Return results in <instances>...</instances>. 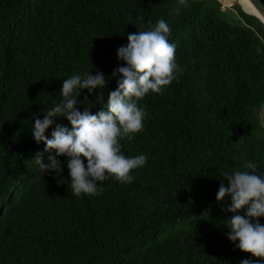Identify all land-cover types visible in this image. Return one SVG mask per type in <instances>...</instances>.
Segmentation results:
<instances>
[{"label":"trees","instance_id":"obj_1","mask_svg":"<svg viewBox=\"0 0 264 264\" xmlns=\"http://www.w3.org/2000/svg\"><path fill=\"white\" fill-rule=\"evenodd\" d=\"M177 2L0 0V264L254 259L227 239L233 214L222 209L230 201L217 204L216 194L227 186L223 173L247 170L248 162L264 175V19L226 15L217 0H188L175 14ZM160 19L171 28L177 78L139 102L143 130L121 141L123 155L147 162L129 184L109 179L102 193L76 197L66 157L58 158L60 175L34 161L39 152L47 163L48 153L43 143L30 152L33 117L60 102L63 80L73 75L103 73L106 104L121 79H109L123 66L117 50ZM85 95L77 98L81 111ZM55 123L71 127L65 118Z\"/></svg>","mask_w":264,"mask_h":264},{"label":"clouds","instance_id":"obj_2","mask_svg":"<svg viewBox=\"0 0 264 264\" xmlns=\"http://www.w3.org/2000/svg\"><path fill=\"white\" fill-rule=\"evenodd\" d=\"M182 6L189 7L188 0H178L173 12L178 14ZM170 33L168 23L160 19L150 30L127 36V45L117 50V59L123 66L109 77L121 79L117 80V88L108 93L106 104L102 90L107 81L103 73L73 75L63 80L60 102L47 110L43 119L33 117V138L28 141L30 152H37L36 143H43L44 152L48 153L47 163L44 153L39 152L34 161L44 174L60 175L63 168L58 158L66 157L72 195H98L103 192L100 185L109 179L129 184L134 179L132 172L146 164L145 155L131 158L123 155L121 141L125 138L130 141L143 130L146 112L139 107V102L149 93L160 94L177 78L175 45L169 43ZM85 90L87 95L80 102L81 111L77 98ZM93 95L94 102L89 100ZM97 104L103 105L102 110L93 114L91 109ZM60 118H65L71 127L55 123ZM54 124L48 138L45 133ZM244 167L247 170L223 173L227 186L220 183L216 202L230 201V206L222 209L233 214L226 221L227 239L254 258L244 259L241 264H264V225L260 223L264 218V175L258 174L255 162H248Z\"/></svg>","mask_w":264,"mask_h":264},{"label":"rangeland","instance_id":"obj_3","mask_svg":"<svg viewBox=\"0 0 264 264\" xmlns=\"http://www.w3.org/2000/svg\"><path fill=\"white\" fill-rule=\"evenodd\" d=\"M219 4V9L223 13L227 15V12L230 13L232 16L235 15V12L240 10L236 0H217ZM259 120L261 123V126L264 127V114L259 115Z\"/></svg>","mask_w":264,"mask_h":264},{"label":"water","instance_id":"obj_4","mask_svg":"<svg viewBox=\"0 0 264 264\" xmlns=\"http://www.w3.org/2000/svg\"><path fill=\"white\" fill-rule=\"evenodd\" d=\"M242 9H250L264 19V0H241V3H239ZM242 9L241 12L246 15H251L246 12H244Z\"/></svg>","mask_w":264,"mask_h":264},{"label":"bare ground","instance_id":"obj_5","mask_svg":"<svg viewBox=\"0 0 264 264\" xmlns=\"http://www.w3.org/2000/svg\"><path fill=\"white\" fill-rule=\"evenodd\" d=\"M239 3H241V0H239ZM240 5V4H239ZM240 8H241V6H240ZM242 9V8H241ZM244 12H246V13H249V12H254V11H252V10H250V9H242ZM254 13H256V12H254ZM259 15V14H258ZM262 17V16H261Z\"/></svg>","mask_w":264,"mask_h":264}]
</instances>
